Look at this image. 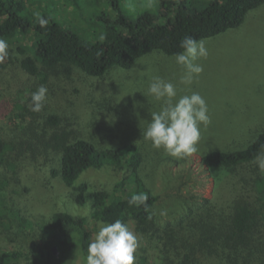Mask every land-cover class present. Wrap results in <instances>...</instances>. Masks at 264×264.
<instances>
[{
    "label": "rangeland",
    "instance_id": "1",
    "mask_svg": "<svg viewBox=\"0 0 264 264\" xmlns=\"http://www.w3.org/2000/svg\"><path fill=\"white\" fill-rule=\"evenodd\" d=\"M24 1V14L32 19L37 18L36 13L48 14L92 41L103 39V26L94 21L98 17L103 23L105 19L115 20V4L130 21L145 13L157 22L164 21L161 0ZM210 1L185 2L189 7L202 9ZM203 40L209 55L197 61L203 72L190 86L179 83L181 69L174 55L151 51L139 57L132 67L113 68L100 77L78 69L71 74L60 68L51 71L45 82L36 81L35 91L40 85L48 88L45 105L38 113H30V101L26 102V97L35 91L21 94L23 97L17 102L21 106H16L14 96L4 97L8 106L0 110V139L4 142L0 163H5L1 164L0 176L7 184L0 202V249L19 253L15 264H28L39 239L51 236L45 223L58 210L87 217L95 234L101 221L92 216V193L97 188L110 187L123 176L109 165L88 170L80 180L89 184L86 202H75L61 176L52 172L60 169L59 156L39 143L60 129L74 131L101 146L136 144L143 156L140 175L158 195L154 218L159 225L175 224L204 198L217 197L220 179H226V174L204 165L202 156L246 147L264 128V3L250 10L240 26ZM27 44L29 41L19 38L8 42L7 52L19 59L25 55ZM153 75L176 84L178 96L190 94V88L207 102L211 122L200 126L197 150L188 157L168 156L142 137V129L151 119L149 109H159V102L149 98V103L142 93L147 91ZM25 112L28 113L24 115ZM52 114L59 117L58 127L46 124ZM144 239L149 264H158L155 245ZM85 261L86 256L80 255L67 264Z\"/></svg>",
    "mask_w": 264,
    "mask_h": 264
},
{
    "label": "trees",
    "instance_id": "2",
    "mask_svg": "<svg viewBox=\"0 0 264 264\" xmlns=\"http://www.w3.org/2000/svg\"><path fill=\"white\" fill-rule=\"evenodd\" d=\"M185 1L161 0L163 22H157L148 13L130 21L115 4V20L105 19L103 23L98 17L94 21L103 26V39L92 41L48 14L41 15L48 20L41 27L37 18L24 14V0H0V39L7 43L18 38L29 41L21 58L7 52L0 60V110L7 109L4 97L8 94L15 97L16 106H21L17 103L23 97L21 94L35 91L36 81L45 82L51 71L60 68L71 74L78 69L100 77L113 68L132 67L139 57L151 51L174 55L182 51L179 45L185 36L200 40L219 35L240 26L250 10L264 3L212 0L204 8L196 9ZM29 101L31 96L26 97ZM26 107L22 106L23 110ZM59 123L54 114L46 120L54 128ZM39 143L59 156L60 169L52 172L61 176L78 204L87 199L89 184L80 180L88 170L109 165L123 175L110 187L93 191L92 216L108 223L119 219L137 235L135 264H149L144 238L155 245L158 264H264V174L254 163V157L264 152V128L246 147L204 154V165L226 174V179H220L217 197L204 198L177 223L165 226L157 224L154 218L158 195L140 175L143 156L136 144L101 146L67 129L54 132L48 139L41 138ZM3 144L0 139V150ZM1 164L5 163H0V167ZM6 184L0 176V202ZM139 193L147 195L146 204L129 205V198ZM45 229L51 236L39 239L28 264H67L80 255L87 256L94 235L87 217L58 210L45 223ZM19 256L17 252L0 249V264H15Z\"/></svg>",
    "mask_w": 264,
    "mask_h": 264
},
{
    "label": "clouds",
    "instance_id": "3",
    "mask_svg": "<svg viewBox=\"0 0 264 264\" xmlns=\"http://www.w3.org/2000/svg\"><path fill=\"white\" fill-rule=\"evenodd\" d=\"M41 27L48 24V20L36 13ZM182 51L174 54V61L181 69L179 83L190 86L203 72V66L198 60L206 59L209 51L206 41L185 36L180 41ZM9 45L0 39V60L7 55ZM48 88L40 85L31 93L30 110L42 111ZM149 103L152 100L159 102V109H149L151 119L146 128L142 129V137L150 141L155 149H163L171 157L180 159L193 154L200 139V126L205 127L211 122L206 100L199 92L178 96L177 86L173 82L159 75L149 77L146 92ZM254 163L264 174V152L254 157ZM146 194H133L129 205H145ZM139 247L137 235L131 231L127 224L117 219L114 222H101L91 238L87 247L85 264H135V252Z\"/></svg>",
    "mask_w": 264,
    "mask_h": 264
},
{
    "label": "water",
    "instance_id": "4",
    "mask_svg": "<svg viewBox=\"0 0 264 264\" xmlns=\"http://www.w3.org/2000/svg\"><path fill=\"white\" fill-rule=\"evenodd\" d=\"M52 250L54 251L55 254H57V248H56V246H53Z\"/></svg>",
    "mask_w": 264,
    "mask_h": 264
}]
</instances>
